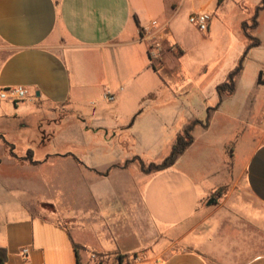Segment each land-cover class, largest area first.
<instances>
[{
  "label": "crops",
  "instance_id": "obj_1",
  "mask_svg": "<svg viewBox=\"0 0 264 264\" xmlns=\"http://www.w3.org/2000/svg\"><path fill=\"white\" fill-rule=\"evenodd\" d=\"M226 1L0 0V93L29 90L21 102L0 99V145L11 143L10 133L20 139L23 151L11 143L19 158L9 154L8 161L25 173L0 177L7 264H92V253L103 255L102 264H264L260 22L253 30L260 45L248 51L234 93L222 102L217 87L246 52L244 30L243 47L196 106L171 78L185 54L175 36L182 10L211 13L208 41L212 11ZM154 37L182 56L168 52L154 68ZM194 121V143L173 167L141 171L137 158L161 162ZM215 128H222L221 137L209 145ZM248 141L253 147L239 167L230 149ZM28 155L36 164L23 160ZM240 184L254 198L247 218L216 222L209 199L224 187L226 199Z\"/></svg>",
  "mask_w": 264,
  "mask_h": 264
},
{
  "label": "rangeland",
  "instance_id": "obj_2",
  "mask_svg": "<svg viewBox=\"0 0 264 264\" xmlns=\"http://www.w3.org/2000/svg\"><path fill=\"white\" fill-rule=\"evenodd\" d=\"M261 0H227L225 4L218 11L214 12V27L215 31L212 35V39L207 41V33H201L189 20L193 9L191 6H186L179 16V30L175 36L178 38L181 46L183 47L185 54L183 57L180 49L175 47H169L168 52L174 54L180 58L181 66L179 70L173 71L171 78L174 83V89L181 91L186 88L189 91L192 105L196 106V101L199 100L201 94L210 91L211 83L219 81L221 77H224V68L227 64H230L233 59L236 58V54L241 50L244 44V34L242 23L247 18H251L249 25H252V19L255 11H248L247 8H255ZM216 4L218 1L215 2ZM198 7V6H197ZM186 11V12H185ZM260 26L256 30L257 36L264 40V11L259 15ZM216 24V26H215ZM164 47V46H163ZM168 52L163 49L162 58L158 61H154V65L159 68L163 66V63L168 57ZM208 61V62H207ZM223 62V63H222ZM206 63H210L208 66L209 71L206 73ZM162 64V65H161ZM172 67V66H171ZM179 71V72H178ZM176 91V90H175ZM6 130V127H5ZM8 130V128H7ZM222 128H215L212 130V138L207 140V143L211 145V141L214 138L221 137ZM9 142L16 145V151H23V145L19 142L20 139L14 137L13 133ZM211 143V144H210ZM204 145L208 147L209 145ZM214 144V143H213ZM253 147V144L248 141L247 144L235 145L230 150L236 151L235 157L232 159V163H236L239 167L243 166L246 156L249 154ZM9 146L7 144L0 145V159L4 162V165L0 168V177L4 174H12L19 177L24 176L22 170L14 168L12 162L8 161ZM10 156V155H9ZM17 161V160H16ZM20 162V160H18ZM21 163V162H20ZM139 164V163H138ZM226 188L222 190L221 196H211L210 199H215V202L209 206V214L214 218L221 220L228 215L239 216V218H247L246 211L251 209L254 203V198L244 190L242 184L231 193L226 199L223 198L226 194ZM209 199V201H210ZM208 201V202H209ZM47 208H52L47 205ZM213 212V214H212ZM216 223L213 225L215 227ZM105 259L102 260V262Z\"/></svg>",
  "mask_w": 264,
  "mask_h": 264
},
{
  "label": "trees",
  "instance_id": "obj_3",
  "mask_svg": "<svg viewBox=\"0 0 264 264\" xmlns=\"http://www.w3.org/2000/svg\"><path fill=\"white\" fill-rule=\"evenodd\" d=\"M263 10H264V0H262L260 5L256 7L255 14H254V17L252 19L253 24L249 25L246 22L243 24V29H244L246 38L248 40L247 49H246V52H245L243 58L241 59L239 65L229 74L228 79L224 83L220 84L217 87V92L219 94L221 102L224 100V98L227 95L234 93L235 86H236V78L241 73V71L243 69L244 59H245L246 55L248 54V51L251 50L252 48L260 45V40L253 35V30L258 27L259 15ZM181 54H182V52H181ZM153 66H154V68L156 67L154 65V63H153ZM259 81L262 82V73L260 74ZM211 110L212 109L210 108L208 111V116H207L206 121L204 123H202V125L204 127H207L209 125L210 117H211ZM198 122L199 121H194L191 124H189L187 127H185L183 132L177 136L176 141H175L174 145L172 146L169 154L161 162L146 163L142 159L137 158L141 171L146 173V174H152V173L162 172V171H165V170L173 167L175 165V163L177 162L178 158L194 143L193 131H194L196 124H198ZM6 143L9 146L10 155L12 157L18 159L19 156L14 152L15 146L11 143H8L7 141H6ZM23 160L29 161L32 164H36V162L32 160L31 155H28L27 157L23 158ZM133 160H136V158ZM130 162H132V161H127V163L125 164V167H127ZM0 163H1V159H0ZM222 190H224V188L217 190L213 194V196H216V197L221 196ZM75 248H76V251L78 253L82 247L75 244ZM101 256H103V255H101ZM119 258L122 262L125 257L121 256ZM8 261H9L8 250L4 247H0V264H7ZM78 264H81L80 260H79Z\"/></svg>",
  "mask_w": 264,
  "mask_h": 264
},
{
  "label": "built area",
  "instance_id": "obj_4",
  "mask_svg": "<svg viewBox=\"0 0 264 264\" xmlns=\"http://www.w3.org/2000/svg\"><path fill=\"white\" fill-rule=\"evenodd\" d=\"M189 20L201 33H208L210 28V23L212 21V15L207 11H198L193 13L190 16ZM159 26L160 24L158 21L152 22L153 28H158ZM152 40L153 41L149 49V55L154 63V61H158L162 58L164 47H163V42L158 38L154 37ZM27 97H29V90L24 86H17L10 89H4L0 93V99L11 100L12 102L15 103L24 101ZM107 98L110 101H113L115 97L113 95H110L109 93V95H107ZM24 252L27 253V250H25ZM103 259L104 257L99 254L96 253L91 254L92 264H102Z\"/></svg>",
  "mask_w": 264,
  "mask_h": 264
},
{
  "label": "water",
  "instance_id": "obj_5",
  "mask_svg": "<svg viewBox=\"0 0 264 264\" xmlns=\"http://www.w3.org/2000/svg\"><path fill=\"white\" fill-rule=\"evenodd\" d=\"M215 202V199H211L207 204L208 205H211L212 203H214Z\"/></svg>",
  "mask_w": 264,
  "mask_h": 264
}]
</instances>
